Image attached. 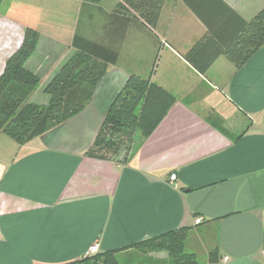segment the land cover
I'll return each mask as SVG.
<instances>
[{"label":"crops","instance_id":"crops-1","mask_svg":"<svg viewBox=\"0 0 264 264\" xmlns=\"http://www.w3.org/2000/svg\"><path fill=\"white\" fill-rule=\"evenodd\" d=\"M222 1L245 20L264 6ZM117 2L0 0V72L23 36L12 6L38 10L40 36L25 62L39 78L31 102H48L44 86L73 53L74 33L118 53L79 113L23 145L0 132V264L75 263L93 243L98 253L124 256L180 228L190 264H264V45L240 68L219 55L201 75L181 54L206 27L182 0H164L154 29L112 14ZM130 74L163 87L174 103L147 137L136 135L125 160L87 155ZM211 249L218 260L209 261ZM143 260L171 264L166 251Z\"/></svg>","mask_w":264,"mask_h":264},{"label":"trees","instance_id":"trees-1","mask_svg":"<svg viewBox=\"0 0 264 264\" xmlns=\"http://www.w3.org/2000/svg\"><path fill=\"white\" fill-rule=\"evenodd\" d=\"M182 1L206 27L205 33L181 54L199 74L204 75L219 55L240 68L264 45V6L251 19L245 20L222 0ZM163 2L118 0L112 14L136 17L154 29ZM10 13L25 25L20 44L7 57L0 72V132L23 145L79 113L90 101L108 66L117 61L118 53L113 46L74 33L73 53L44 86L48 102H31L29 97L38 86L39 78L26 68L25 62L36 49L40 36L35 27L38 10L15 4ZM174 101L169 91L149 78L130 74L109 105L85 153L100 159L125 160L136 135L147 137ZM208 120L223 133H228L219 117L209 116ZM187 233V228H180L139 241L132 245V251L125 254L122 261L117 251H107L70 264H148L143 257L157 251L168 252L171 264H190L195 261V255L184 251ZM218 257L217 249L208 252L209 261H216Z\"/></svg>","mask_w":264,"mask_h":264},{"label":"built area","instance_id":"built-area-1","mask_svg":"<svg viewBox=\"0 0 264 264\" xmlns=\"http://www.w3.org/2000/svg\"><path fill=\"white\" fill-rule=\"evenodd\" d=\"M170 180H174L175 179V174H171L170 175ZM200 219H196L195 222H199ZM98 253V247L96 243H93L92 245H90V247L87 249V251L85 252L84 257H89L92 256L94 254ZM224 260H227V257H224Z\"/></svg>","mask_w":264,"mask_h":264},{"label":"rangeland","instance_id":"rangeland-1","mask_svg":"<svg viewBox=\"0 0 264 264\" xmlns=\"http://www.w3.org/2000/svg\"><path fill=\"white\" fill-rule=\"evenodd\" d=\"M40 93H43L42 91L40 92ZM195 250V253H196V255H197V258L199 259V258H201V254H202V250L201 249H194ZM126 257L125 256H119V260L120 261H122V260H124ZM91 261H93V260H91Z\"/></svg>","mask_w":264,"mask_h":264}]
</instances>
